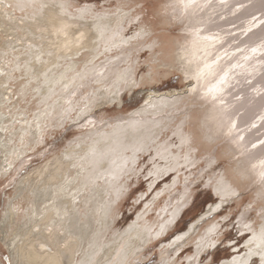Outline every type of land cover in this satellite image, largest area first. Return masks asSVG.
<instances>
[{"label":"bare ground","instance_id":"bare-ground-1","mask_svg":"<svg viewBox=\"0 0 264 264\" xmlns=\"http://www.w3.org/2000/svg\"><path fill=\"white\" fill-rule=\"evenodd\" d=\"M113 1L117 7L99 11L73 0H0V181L59 127L89 119L87 132L26 174L9 195L0 231L11 264H139L133 261L146 258L148 245L167 235L191 202L193 182L184 171L180 183L182 170L194 177L192 169L204 162L203 170L219 167L222 158L230 164L206 181L221 200L202 221L250 192L264 205V0H166L160 21L181 27L167 42L139 24L141 17L134 19L140 30L128 36L143 5ZM146 49L151 69L139 77ZM176 71L182 90L151 95L128 115L91 118L128 89ZM13 109L21 115L14 117ZM146 156L151 174L173 171L178 180L119 229L117 211ZM173 189L174 200L159 207ZM262 212L259 229L249 227L250 254L219 264H250L252 256L264 264V206ZM240 224L250 225L245 214ZM217 225L214 220L196 237L193 258L171 261L167 251L163 264H197L200 245L212 241L206 233H216Z\"/></svg>","mask_w":264,"mask_h":264},{"label":"rangeland","instance_id":"rangeland-1","mask_svg":"<svg viewBox=\"0 0 264 264\" xmlns=\"http://www.w3.org/2000/svg\"><path fill=\"white\" fill-rule=\"evenodd\" d=\"M73 1H77V7L79 8L84 6L83 3H93V5H95L99 11H101L103 7H109V9L117 7V1L113 0ZM165 2L166 0H132V4H134L135 7H138L139 5L143 6L138 9V14L135 13L136 16H133V22L131 25L132 27L130 26L131 28L128 30V36H131L134 31H137V27H139L140 30L141 26L135 25L137 20H134L135 18L139 19V17H141V21L142 19L144 20L143 22L139 21V24H143L146 28L151 27L155 29L154 32L158 33L163 41L167 42L168 40H175L178 36H180V26L169 27L162 24V21H160V19H162L160 10L162 9V6ZM109 3H111V5H109ZM97 9H95V11H97ZM237 26H239V23L233 25V27ZM133 45H135V43ZM137 45L139 44L137 43ZM141 47L142 45L140 44L139 49ZM133 52L137 53V51ZM254 53L256 52L254 51ZM151 55L152 54L150 51H148V49H146L145 52H142L141 59H143V65H141L139 77H141V73H143V75H145V73H149L151 69V61H149V59H151ZM260 60L261 59H258L257 63H259ZM182 84V75L178 71L167 77H163L159 82L156 81L153 83L149 82L144 84L141 82L139 85L128 89L122 96L123 100L119 101V103L116 102L114 103L115 105L111 103L108 104V106L105 105L101 108L99 107L101 110L98 109L96 113L97 115L93 114L94 116L92 115L91 118L95 117L97 121H102L103 119H115L120 115H128L133 109L142 105L149 96L164 92L173 93L175 91H180L183 88ZM25 113H29V111L25 109L23 114ZM31 113H33V111H31ZM11 114H13L15 117L17 115H21V111H15V109H13ZM31 117H33V115H31ZM76 119L77 117H75V120L69 121L65 127H59V131H57V133H53V137H51V139L47 137V142L43 144L41 143L38 148L35 149L34 147L33 149H30L29 153L25 155L26 157H20V159L17 161V170H14L12 174L3 176L2 180L0 181V222L4 208L7 206L9 195L12 196L14 194V190L19 181L34 168L41 167L57 155L60 156L62 152L70 147V143L72 141L81 137L82 134L89 130V119L83 121L82 125H80L81 120ZM262 134L263 133H256V137ZM148 159L149 157L146 156L145 161H142L139 171L142 169H144V171L142 174H139L138 178H132L133 183L130 186L131 192L129 191L131 195H127V197L123 199V204L121 207H119V211H117V217L115 218L118 222L119 229H125V227L131 223V221H135L137 215L141 214L143 207H147V205H149V203L155 199L154 195L156 193H159V191H161V193L162 191H166L168 187H172V185H174V183H176L178 180L177 172L173 171L172 173H165L163 176H154L151 174V171L154 170V167L149 165L151 161ZM204 163L200 164V167L198 166V168L194 167V169H192V171H198L197 173H194V177L191 175L189 170H182L180 183H183L182 179H185V177L183 178L182 176L184 175V171L187 173L186 177H191L190 180L193 182L191 185L192 191L188 193V197H190L191 200L190 204L186 205L185 208L182 209V214L179 215V219L171 223L170 229L167 232L168 234L166 233L167 235L163 234L162 238L157 241H153L148 245L150 246V249L146 255V258L136 259L133 261V263L140 260L139 264H163L164 257L169 255H171V261H173L177 256H181L180 259L182 260H185V257H188V255H190V257H194L197 254L198 249V247L195 245L196 237H198V235H200V233H202V231H204L208 225H212L214 220L218 221L216 233L215 231H208V233H206V235H208L212 241L206 243L205 246L204 243L200 245L202 246L201 249L204 251L200 253V256L202 257L197 264H219L229 257L232 258L238 255L244 257L250 254L249 247L247 246L246 242L250 240L251 237H253V232L249 229V227L254 224L257 229L260 227L259 224L262 222L261 215L263 214L262 209L264 206L262 200H255V192H250L247 194L243 201H240L238 198L231 199L230 201L227 200L223 202L224 208L222 210H218L216 213L217 218H215L216 215H213L202 221V218L208 214L209 209L212 206H217L221 200L219 195L216 194L214 189L209 185V183H206V181L209 179L210 175L212 176L215 172L220 175L222 171H228L230 164L225 158H222L219 161V167L215 166L212 169L205 168L204 170L206 171V174L204 175V178H202L201 175L203 174L201 172L204 171ZM176 189H178V191H182V185H178ZM176 189L171 191L167 199L166 195L161 197V199L157 201V205L162 207V205L166 204V202H171L174 200V195L172 196V194L177 193ZM246 192L247 191L243 190V193ZM178 197H180V195H178ZM164 199L166 200L164 201ZM157 205H155V209H159ZM188 206L189 208H186ZM228 213H230L232 217H230ZM244 214L250 225L243 229L240 224V217H242ZM153 217H155V213H153V215H149V218L147 219L153 220ZM193 224L198 226L193 233L186 235V237L188 236L186 239L184 234L189 231L190 226ZM181 239L184 240L182 241ZM153 243H155V246L152 245ZM167 251L169 252V255H167ZM0 258L4 264H11L10 256L2 242L1 231ZM252 258L253 259L250 260V264H259L260 257L252 256ZM180 264H186V261H182Z\"/></svg>","mask_w":264,"mask_h":264},{"label":"snow or ice","instance_id":"snow-or-ice-1","mask_svg":"<svg viewBox=\"0 0 264 264\" xmlns=\"http://www.w3.org/2000/svg\"><path fill=\"white\" fill-rule=\"evenodd\" d=\"M185 6H187V5H185Z\"/></svg>","mask_w":264,"mask_h":264}]
</instances>
